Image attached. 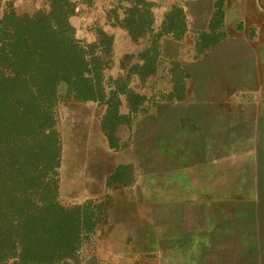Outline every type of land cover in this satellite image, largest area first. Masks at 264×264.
Wrapping results in <instances>:
<instances>
[{"label":"rangeland","instance_id":"obj_1","mask_svg":"<svg viewBox=\"0 0 264 264\" xmlns=\"http://www.w3.org/2000/svg\"><path fill=\"white\" fill-rule=\"evenodd\" d=\"M191 1L0 0L4 46L22 21L36 41L56 29L57 38L71 36L90 60L77 77L60 67L37 99H11L0 88V145L19 118L48 122L44 159L57 201L100 204V220L79 234L72 256L43 264H264V99L188 88L177 61H169L177 77L156 72L160 34L181 32L186 10L178 4ZM91 89L95 99L73 96ZM130 180L133 187L112 184Z\"/></svg>","mask_w":264,"mask_h":264},{"label":"trees","instance_id":"obj_2","mask_svg":"<svg viewBox=\"0 0 264 264\" xmlns=\"http://www.w3.org/2000/svg\"><path fill=\"white\" fill-rule=\"evenodd\" d=\"M25 23H14L13 30L7 36L12 39L9 45L4 46L0 42V88L4 82L5 94L7 88L14 96L11 99H27L26 96L37 99L43 90L54 86L62 70L60 67H70L68 71L77 77L90 61L88 54L74 43L71 36L57 38L56 29L49 40L36 41L32 32L34 28L28 26L30 23ZM29 67L35 72L32 78L26 74ZM29 78L34 83L33 88L27 85ZM43 81L47 85H42ZM87 81H92V78H87ZM28 88L31 89L30 94H26ZM117 93L124 94V91L118 88ZM45 94L47 96L48 91ZM73 96L77 99H95L97 93L91 89L75 92ZM48 124L32 122L29 125L26 119L19 118L13 125L15 130L11 131L13 128L10 127L1 140L0 263L10 260L13 264L61 261L72 256L75 244H79L82 238V234L81 237L79 234L92 231L96 221L100 220L95 211L100 208L99 203L87 201L66 207L53 194L44 159V153L48 150L44 146L50 141L52 132ZM89 209L92 211L89 212ZM94 215L96 219L92 217Z\"/></svg>","mask_w":264,"mask_h":264},{"label":"crops","instance_id":"obj_3","mask_svg":"<svg viewBox=\"0 0 264 264\" xmlns=\"http://www.w3.org/2000/svg\"><path fill=\"white\" fill-rule=\"evenodd\" d=\"M178 5L186 10L183 28L178 34L175 31L160 34L163 36L156 72L160 75L167 72L174 78L181 70L188 88L190 85L192 89L198 86L219 89L215 92L217 99H264V0H194ZM195 5L206 7V16L199 17L198 13L187 11ZM224 49V58L217 57ZM189 54L193 57L187 62L185 58ZM169 61L181 64L176 65L178 71L171 69ZM192 99H195V92ZM145 140L148 144L149 138ZM133 150L145 154V148L140 149L138 145ZM136 182L112 184L133 187Z\"/></svg>","mask_w":264,"mask_h":264}]
</instances>
